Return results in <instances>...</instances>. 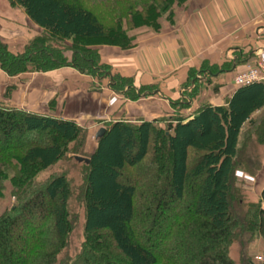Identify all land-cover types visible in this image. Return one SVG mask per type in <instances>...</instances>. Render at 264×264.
Instances as JSON below:
<instances>
[{
    "label": "trees",
    "instance_id": "obj_1",
    "mask_svg": "<svg viewBox=\"0 0 264 264\" xmlns=\"http://www.w3.org/2000/svg\"><path fill=\"white\" fill-rule=\"evenodd\" d=\"M88 1L14 0L43 32L21 53L0 39V68L10 76L68 65L86 73L83 62L90 72L103 68L110 75L98 50H75L69 63L54 40L112 38L104 43L125 45L133 41L128 33L134 28L158 32L162 18L173 22L174 9L188 0H109V18L87 7ZM231 65L202 63L188 70L186 83L194 79V89L198 72L210 77ZM104 128L94 151L84 156L85 240L74 258L58 259L69 231V183L62 174L42 182L35 176L62 158L64 143L79 136L80 126L0 103V195L9 181L15 197L0 214V264H236L233 244L238 264H264V254L256 263L249 253L255 239L264 240V188L258 202L245 203L232 186L236 166H245L239 161L244 130L264 144V83L239 86L225 106L206 103L163 129L150 120H117ZM192 152L198 157L190 164Z\"/></svg>",
    "mask_w": 264,
    "mask_h": 264
},
{
    "label": "crops",
    "instance_id": "obj_2",
    "mask_svg": "<svg viewBox=\"0 0 264 264\" xmlns=\"http://www.w3.org/2000/svg\"><path fill=\"white\" fill-rule=\"evenodd\" d=\"M173 13V22L161 19L162 27L158 32L146 29L137 36L126 55L121 52L113 54V50H104L103 54V50H99L100 57L106 58L101 60L116 67L122 75L134 76L137 83L157 85L158 94H149L139 102L143 112L150 110L151 106L148 108L146 105L151 101L154 104L159 101L158 105L152 106L156 109L161 105L164 107L168 99L184 98L181 91L190 68L198 70L202 63L218 66L231 63L230 69L210 76L218 85L210 96L209 104L225 106L237 88L233 82L234 75L264 49V0H188L176 7ZM24 21L33 23L36 32L43 30L20 5L0 0V35L13 31L22 37ZM25 34L29 35L28 32ZM123 56L125 60H118ZM241 59L246 60L241 62ZM205 72H202L203 77ZM198 74L196 78L203 79ZM89 81L86 74L69 66L17 76H9L0 69V103L34 113L51 114L50 100L56 98L55 110L63 112L64 118H77L82 113L87 117L91 112L85 107L89 100L96 105L93 110H103L109 95L103 88L95 93L86 89ZM194 81L191 80L190 88ZM9 85L14 87L7 96L4 92ZM197 99L189 100L190 106L198 105Z\"/></svg>",
    "mask_w": 264,
    "mask_h": 264
},
{
    "label": "rangeland",
    "instance_id": "obj_3",
    "mask_svg": "<svg viewBox=\"0 0 264 264\" xmlns=\"http://www.w3.org/2000/svg\"><path fill=\"white\" fill-rule=\"evenodd\" d=\"M12 4L16 5L14 0H9ZM87 7L96 8V12L105 14L109 18L111 14H109L108 9H110L109 0H89L86 3ZM113 11V10H111ZM114 13H116L114 11ZM108 22L113 25L111 18ZM24 24V34L19 36V33H14L13 31L7 32L2 36L0 35L1 41H4L8 49L14 53H21L24 51V47L26 44L31 41V39L38 34L42 33L43 30L36 32L34 29L33 23L23 22ZM146 28H134L133 30L129 31V36L133 39L132 42H126L125 45L117 44H105L104 42H112V38H107L104 40L101 39H92V40H58L55 39L54 43L52 44L57 50H62L64 55L67 57L68 62H72L73 52L75 50H81L82 53L84 52H94L95 49L102 51L103 54L104 50H113V54H118L121 52L126 55L127 51L133 47V42L135 41L136 37L142 35ZM28 32V34H25ZM121 41V40H120ZM118 42V40H117ZM85 50V51H84ZM88 50V51H87ZM121 50V51H120ZM100 54V53H99ZM106 57V56H104ZM100 59H106L101 58ZM125 60V57L118 58V60ZM101 60V62H103ZM104 63V62H103ZM85 68V72L89 81V87L86 89L95 93V91H100L106 89L108 92V97L106 100V107L103 110H93L95 109L96 105L91 102L87 96V101L89 102L86 104V109H90L87 117H83V113L77 118H72L75 120L80 126V134L79 136L68 143H64L65 153L61 159H59L54 165L50 166L45 170H40L36 173V180L37 181H46L50 177L58 174H62L66 177L69 188H70V199L68 204L69 209V231L66 237V246L63 248L61 253L59 254L58 259L62 258H74L80 251L82 244L86 237V232L84 230V222H85V207H86V196H87V187L85 183V177L87 174V166L86 163L83 161H77L75 159L76 155H80L82 157H88L90 153H92L97 145V139L95 137L96 132L101 127H107L110 123L117 121V120H124L130 124L137 125L143 120H150L154 121L157 128H165L166 124L169 120L180 116H188L193 111L201 107L202 105L209 103L211 94L214 93V88L218 84H216L211 77H203V74H198L203 79H199L200 83H198L197 87L193 89V87H189V83L184 84V88L181 91L182 95L185 96L184 98L178 96L174 99H168L166 101L164 107L162 105L160 107L152 108L153 105H158V100L154 104V101L151 103H147V107L150 110H146L143 112L142 98H148L149 94L151 96L155 95L158 92L156 89H143L142 84L139 82L137 83L134 79V76H127L122 75L120 72L117 71V68L109 65L110 75L104 76L106 73L105 71L108 69H96L94 71L89 70V67L85 65V63H80ZM209 65V64H208ZM69 67H74L73 65H68ZM98 67V65H95ZM202 66V65H201ZM200 66V67H201ZM66 67V66H63ZM63 67H59L56 69H60ZM219 67V66H218ZM75 68V67H74ZM205 69V67H202ZM1 69V68H0ZM54 69V70H56ZM77 69V68H76ZM2 70V69H1ZM78 70V69H77ZM217 69H214V73H216ZM3 71V70H2ZM79 71V70H78ZM29 72V71H28ZM39 72H46V71H39ZM80 72V71H79ZM89 72V73H88ZM109 72V71H108ZM6 73V72H5ZM25 73V72H23ZM82 73V72H80ZM7 74V73H6ZM22 74V73H20ZM8 75V74H7ZM19 75V74H17ZM14 75V76H17ZM10 76V75H9ZM121 77H126L128 80H122ZM121 84L119 87L120 91L114 87V83L117 82ZM142 85V86H141ZM6 87V92H4L7 96L12 91V88L8 89ZM135 89H134V88ZM109 89V90H108ZM174 91V90H173ZM192 91L193 98L190 97ZM151 92V93H149ZM139 93L138 98H134ZM155 93V94H153ZM56 95V94H55ZM199 98V99H197ZM191 99H197L198 105L195 107L190 106L188 101ZM202 99V100H201ZM201 100V101H200ZM55 101L56 98H52L50 100V107L51 114L58 118H64L63 112H56L55 110ZM133 103V104H132ZM152 104V105H151ZM91 105V106H90ZM154 107V106H153ZM155 109V110H154ZM27 111V110H26ZM150 111V112H149ZM32 112V111H30ZM44 114V113H40ZM260 113L257 112L255 116H258ZM76 117V116H74ZM79 117V118H78ZM68 119V118H67ZM251 134V135H249ZM262 138V137H261ZM256 134L250 133L247 129L244 130V133L241 136L240 140V158L239 161L243 160L242 162L245 166H236L233 175V193L236 199H242L243 202H258L260 199L261 190L264 188V144L259 141L261 139ZM198 157L197 153L192 152L190 156V164L194 163L196 158ZM253 161L248 162L247 161ZM251 163V165H250ZM248 165V166H247ZM136 175L138 174L137 171ZM140 172V170H139ZM11 183L9 181L4 182L3 194L0 195V214L6 211L7 209L11 208L15 202V197L11 195ZM189 200V199H188ZM175 209L173 206L170 207L169 214L174 213ZM249 253L253 256L254 262L258 263L262 261L263 254H264V240L261 237L255 239L249 246ZM230 256L234 259L235 263H239V253L237 245L233 244L230 249Z\"/></svg>",
    "mask_w": 264,
    "mask_h": 264
},
{
    "label": "built area",
    "instance_id": "obj_4",
    "mask_svg": "<svg viewBox=\"0 0 264 264\" xmlns=\"http://www.w3.org/2000/svg\"><path fill=\"white\" fill-rule=\"evenodd\" d=\"M233 82L237 87L254 82L264 83V49L257 53L255 59L245 63L243 70L234 75Z\"/></svg>",
    "mask_w": 264,
    "mask_h": 264
},
{
    "label": "water",
    "instance_id": "obj_5",
    "mask_svg": "<svg viewBox=\"0 0 264 264\" xmlns=\"http://www.w3.org/2000/svg\"><path fill=\"white\" fill-rule=\"evenodd\" d=\"M105 131H106V128H104V127L99 128V130L96 132V135H95L96 139L101 137L105 133ZM75 159L77 161H83L85 163H89V159L82 157V156H76Z\"/></svg>",
    "mask_w": 264,
    "mask_h": 264
}]
</instances>
